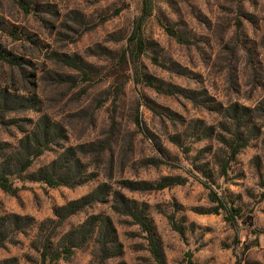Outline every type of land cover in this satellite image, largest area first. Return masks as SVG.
<instances>
[{"label": "rangeland", "instance_id": "1", "mask_svg": "<svg viewBox=\"0 0 264 264\" xmlns=\"http://www.w3.org/2000/svg\"><path fill=\"white\" fill-rule=\"evenodd\" d=\"M143 11L139 53L130 39ZM0 51L13 61H0V90L19 96L5 119L21 126L0 127V142L15 148L22 128L46 116L59 135L29 172L71 147L87 176L72 187L16 180L15 196L0 190L10 233L0 263L39 262L36 227L8 228L11 215L37 224L102 187L49 232L107 217V252L91 239L56 264H155L126 205L151 221L166 264H264V0H0ZM239 137L246 145L231 157ZM163 177L178 183L155 189ZM210 190L238 210L235 226L223 210L208 213L219 204Z\"/></svg>", "mask_w": 264, "mask_h": 264}, {"label": "trees", "instance_id": "2", "mask_svg": "<svg viewBox=\"0 0 264 264\" xmlns=\"http://www.w3.org/2000/svg\"><path fill=\"white\" fill-rule=\"evenodd\" d=\"M18 5L24 12H29L30 9L27 3L18 1ZM147 14L143 11L142 16L138 19L136 27L133 31L130 42H134V47L140 49L145 46V41L141 36V25L144 17ZM167 33L177 38V35L171 28H165ZM5 51H0V61L8 64H13L12 60L8 59ZM76 65L75 62H69ZM142 80L148 86L152 87L158 92L166 91L163 85L156 84L151 76H143ZM19 96L11 95L6 90H0V127L5 125H13L21 127L16 124V119H5L6 113L11 109V105L16 104V98ZM22 135L18 140L15 148L7 150L3 143L0 142V190L9 195L15 196L19 188L14 185V181H30L40 182L48 187L55 188L59 186L72 187L80 185L86 181L82 163L75 157V149L69 147L58 154L49 163L40 166L36 170L29 172L34 161L41 157L49 148L56 143L59 135L60 126L46 116H40L36 120L29 122L28 128H22ZM243 141L242 144H239ZM246 145V140L241 137L236 138L235 141L229 143L231 157L235 156L240 147ZM220 174L225 176L227 173L228 161L222 160L219 164ZM180 181V180H179ZM177 180L171 177H163L156 182L155 189H164L172 184H177ZM180 183V182H179ZM102 194V187H98L89 193L81 196L78 199L71 200L64 205L57 206L53 210L54 218L43 220L35 223L31 217H16L11 215L9 218L10 227H16L18 224L22 227L35 226L37 229L36 239L32 242V247L39 252L38 264H56L59 260H68L82 244L94 240L98 249L102 253L107 252V239L114 235L110 219L107 217H100L98 215H91L87 217L78 226L63 232L61 235L53 234L49 230H56L62 223L70 216L81 211L83 208L97 202ZM208 197L212 203H219L209 210L211 214H219L223 210L225 220L235 226V216L238 210L232 207L227 208L222 204L216 193L209 191ZM124 213L132 217L135 223L146 233L149 252L155 264H166L164 255L158 242L155 239V229L150 220L137 212L128 205L124 206ZM0 218V222H1ZM52 224V225H50ZM56 224V225H55ZM3 225V224H2ZM0 223V247L2 243L10 235L9 230H3ZM55 233V232H54ZM110 257L106 256L105 258ZM13 259H5L0 264H13Z\"/></svg>", "mask_w": 264, "mask_h": 264}]
</instances>
